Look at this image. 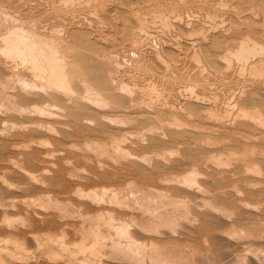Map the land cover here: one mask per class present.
<instances>
[{"label":"bare ground","instance_id":"bare-ground-1","mask_svg":"<svg viewBox=\"0 0 264 264\" xmlns=\"http://www.w3.org/2000/svg\"><path fill=\"white\" fill-rule=\"evenodd\" d=\"M11 1L0 0V264L189 258L191 192L208 207L264 182V0ZM51 11L72 16L67 28ZM148 19L168 33L175 23L176 36L151 35ZM105 20L113 47L95 30ZM16 191L36 198L18 207ZM233 225L227 236L241 237Z\"/></svg>","mask_w":264,"mask_h":264},{"label":"rangeland","instance_id":"rangeland-1","mask_svg":"<svg viewBox=\"0 0 264 264\" xmlns=\"http://www.w3.org/2000/svg\"><path fill=\"white\" fill-rule=\"evenodd\" d=\"M140 2H143V0H139ZM145 1H147V0H145ZM162 1V0H161ZM163 1H165V0H163ZM187 1V0H186ZM12 2V1H11ZM15 2V3H14ZM17 0L16 1H14L13 0V2L12 3H14V4H17ZM170 3V0H166L165 1V3ZM171 2H172V0H171ZM166 3V4H167ZM13 4V5H14ZM143 4L145 5V2H143ZM142 3H141V6H143L144 7V5H143ZM140 6V7H141ZM141 7V12L143 11H145V10H147V8L146 7ZM111 8H114V7H111ZM146 8V9H145ZM186 8V9H185ZM184 8V10H183V8H182V10L181 9H178L181 13H183V15H187V14H192V11H193V13L195 12V13H201L200 11H196V9L194 10V9H190L189 11H190V13H187L188 12V10L187 9H189L188 7H185ZM144 9V10H143ZM167 10V9H166ZM175 10V12H177V10L176 9H174ZM185 10H186V13H185ZM192 10V11H191ZM169 11H171V10H169ZM184 11V12H183ZM142 12V13H143ZM148 11H146V13H147ZM167 12V11H166ZM145 13V12H144ZM150 13V12H149ZM190 14V15H191ZM54 15V16H53ZM82 16V17H80V16ZM53 16V17H52ZM77 16L79 17L78 19H83V17H85V13L83 14L82 12L80 13H78L77 14ZM51 17L53 18V19H58L57 17H55V14L51 11ZM67 17V19L66 18H64V19H66V21H65V23H67V24H64V22L63 23H61L60 21H63V18H62V20H60L61 18H59L58 20H56L55 19V23L57 22H60L61 23V25H63V28H67V26L66 25H68V22L69 21H71L69 18H72V16H66ZM151 17V16H150ZM77 18V17H76ZM86 18V17H85ZM69 19V20H68ZM60 20V21H59ZM114 20H116V19H113V20H111V21H113L114 22V24L115 23H117L116 21H114ZM93 21H95V20H93ZM106 22H104V24H106V25H104V24H102V23H98L99 24V28L101 29V24H102V29L100 30V29H98V27H96V26H94V27H96L97 29H95L96 31H98V34H103V35H106V33L108 32H110L109 33V37L110 36H114L113 35V33H114V31H115V29L117 28V26H118V24H119V21H118V23L117 24H115V28L113 27V22H112V24L113 25H110L111 24V21H110V23L108 24L107 23V20H105ZM150 21H151V19H148V24H151L150 23ZM109 22V21H108ZM59 23V24H60ZM158 23V22H157ZM157 23H155V24H151V25H148L150 28H149V31L150 32H152L151 33V35H154V36H156V35H158L157 37L160 39H163V40H168L169 38L171 39V37L172 36H176V30H177V28H176V25H175V23H173L172 25H174L172 28H173V34H172V28H170L168 31H169V33L168 32H166V30H164L160 25H159V23L157 24ZM92 24L94 25V22H92ZM97 25V24H96ZM159 25V26H158ZM98 26V25H97ZM110 28H109V27ZM147 26V27H148ZM104 27L106 28V29H104ZM108 27V28H107ZM111 27H113L112 29L114 30H111ZM159 28H161V31L163 30V32H164V34L159 30ZM153 29V30H152ZM103 30V31H102ZM106 30V31H105ZM111 30V31H110ZM101 33H100V32ZM113 31V32H112ZM104 32V33H103ZM156 32H157V34H156ZM175 32V33H174ZM154 33V34H153ZM163 34V35H162ZM169 34V35H168ZM161 35V36H160ZM164 36H165V38H164ZM167 36H168V38H167ZM170 36V37H169ZM157 37L156 38H154V39H157ZM110 39H113V38H108L107 39V43L109 44V41H110ZM173 39V38H172ZM114 41V40H113ZM110 42H112V40L110 41ZM156 42V44H157V42H159L158 41V39H157V41H155V40H153V42H152V44L153 43H155ZM107 43H104V44H102L101 46L103 47V48H106V49H111V48H108V47H111V45H109V46H107L108 44ZM114 42H112V47L114 46V44H113ZM116 41H115V45H116ZM149 43H150V41H149ZM107 44V45H106ZM111 44V43H110ZM151 44V43H150ZM155 44V45H156ZM105 45V46H104ZM154 45V44H153ZM102 48V52H104L105 51V49H103ZM93 49V48H92ZM94 51H96L95 49H93V51L92 50H90L89 51V54H90V52L92 53V55H93V53H95ZM98 52V51H97ZM99 53V52H98ZM101 54H103V53H101ZM153 66H154V68H153ZM156 66H158V65H152V67L151 68H153L152 69V72L154 71V69H155V73H160V72H163L162 71V66H158V67H156ZM159 67H161V68H159ZM156 68H159V71H156V70H158V69H156ZM154 79H152V81H153ZM13 120V119H12ZM30 119H28V121H29ZM33 120V121H32ZM32 120H30L29 122L31 123V121L32 122H35V119H32ZM69 120V122H70V124H72L73 123V119L72 118H69L68 119ZM67 120V121H68ZM17 121V122H16ZM22 121V122H21ZM27 121V119H15L14 120V122L16 123V124H19V125H29V122ZM15 132H17V131H19V130H14ZM15 132L13 133V134H15ZM17 134V133H16ZM21 141V139L20 138H17V141H19V140ZM16 141V140H15ZM175 148H170V151H168V153H167V155H168V159L171 161V162H175V161H177V158L179 159V152L176 150H174ZM173 150V151H172ZM88 153H91V152H89V151H87ZM87 152L85 151V154H87ZM177 152V153H176ZM16 153V154H15ZM17 153H18V155H17ZM14 154V155H13ZM169 154H171V156L169 155ZM174 154V155H173ZM12 155L14 156L13 158H20L21 156V154L19 155V152H17V151H15V152H13L10 156L12 157ZM17 155V156H16ZM88 155V154H87ZM93 155V153H91V155H88V156H90V157H93L92 156ZM178 155V156H177ZM87 167H90V166H88V165H86ZM85 166V167H86ZM187 167V171H185L184 170V168L185 167H179L180 169H181V171H182V169H183V171H182V173H181V171H180V169L178 168V169H176V170H174L175 171V176L177 175H179V174H184L183 172L185 171V172H188V168H189V164L186 166ZM86 169H88L89 171H88V174H92V173H94L95 171H96V169H94V168H86ZM95 170V171H94ZM179 171H180V173H179ZM226 171H228V170H226ZM177 172V173H176ZM41 172H38V174H40ZM80 175L79 176H81L82 174H85V173H83V172H81V171H79L78 172ZM174 173V172H173ZM37 174V173H36ZM224 174V173H223ZM17 175V176H16ZM12 174L11 176H13V179H14V181H16V182H14L15 184L17 183V184H19V185H21L23 182V177H21V175H20V173H17V174ZM40 175H48V173L47 174H43V172L40 174ZM174 175V174H173ZM225 175H226V173H225ZM225 175H223V176H225ZM15 176V177H14ZM44 176V177H45ZM83 176V175H82ZM84 176H86V174L84 175ZM218 177V176H217ZM220 178H222V177H220ZM224 178V177H223ZM12 179V178H11ZM203 178H201V180H199V184H201L202 185V183H200V182H205V180L203 179ZM253 179H254V177H253ZM227 180V181H226ZM226 180H225V183H227V185L228 184H230L229 182H228V180L230 181V179H227L226 178ZM24 181H25V179H24ZM21 182V183H20ZM223 183V181L221 182V184ZM225 183H223L224 184V187H225ZM264 183V182H263ZM262 183V184H263ZM217 184V183H216ZM216 184L214 185V186H216ZM262 184H260L259 186H257L256 188H253L252 190H245L243 193H242V195H244L245 197H243V199H242V197H241V199L240 200H242V202H246V203H249V204H247V205H249V207L248 206H243V204H246V203H241V201L237 198V197H235L237 200H239V201H237L236 199H232V202L230 203V202H228L227 204H224V202H223V200H221V199H215V200H211L210 202V204H212V205H216V206H221V207H223V208H227L226 210H227V217L226 216H224V215H222V214H220V213H217L214 209H213V207L214 206H212V205H209V206H211V208L208 206V207H206V206H203L202 207V204H203V202L201 201V197L203 198V195L201 196L199 193H195L194 194V192H191V193H193V194H191V197L189 198V200H193V201H191L192 203H190V206H189V209H190V213L192 214H190L191 216H192V220H193V224L192 223H189L188 221H184V220H182L183 221V224H181V232L183 231L184 233H185V236L188 238V245L189 246H191V247H187V248H189V250H191V253H192V251H193V253L192 254H190V255H188L189 256V258H187L186 260L184 259V261H182L181 263H179V264H190L191 262L193 263V262H196V260H197V262L196 263H201V264H204V263H206L207 264V262L209 263V264H264V236L262 237V236H260V235H262V233H264L263 231H264V184L262 185ZM204 185V184H203ZM204 186H206V187H208L209 188V190H212V189H214V187H213V185L211 186L209 183H207L206 185H204ZM210 186V187H209ZM207 188V189H208ZM227 188H229V187H227ZM226 187L224 188L225 190H226V192L228 191V193L231 191V189H227ZM90 189V188H89ZM223 189V190H224ZM255 189V190H254ZM85 190H88V188H86ZM224 190V191H225ZM71 191H73V190H71ZM247 191V192H246ZM259 191V192H258ZM16 192H17V194H16ZM16 192H14V194H13V197H15V196H17V197H15L16 198V204H17V206L19 207V206H21L22 208H23V204L22 203H24L25 201H29V198L31 199V198H36V197H33V193L31 194V193H29L27 196H26V194H27V192L26 193H22V192H19V191H16ZM250 192V193H249ZM254 192H257V194H255ZM20 193H22V194H20ZM31 194V195H30ZM252 194V195H251ZM262 194V195H261ZM15 195V196H14ZM22 195V196H21ZM29 195H30V197H29ZM36 195V194H35ZM34 195V196H35ZM241 195V194H240ZM250 195H251V197H250ZM26 198H25V197ZM32 196V197H31ZM14 198V199H15ZM200 198V199H199ZM233 198V197H232ZM244 198H245V201H243L244 200ZM20 199V200H19ZM23 200H24V202H23ZM235 202H234V201ZM201 201V202H200ZM213 201V202H212ZM222 201V202H221ZM229 201H231V199L229 200ZM248 201V202H247ZM196 203V204H195ZM234 203V204H233ZM239 203H241V204H239ZM22 204V205H21ZM227 205V206H226ZM200 207H202V209H200ZM205 207V208H204ZM231 207V208H230ZM239 207V208H238ZM247 207V208H246ZM19 209L21 212H23L22 210L23 209ZM204 208V209H203ZM36 210H38V209H36ZM19 211V212H20ZM39 211L40 212H43V213H41V214H47L49 211H51V210H47V211H42V210H40L39 209ZM232 211V212H231ZM19 212H13V214L15 213L16 215L14 216L12 213H11V215H10V217H12L13 219L14 218H16V216H18L20 213ZM193 212V213H192ZM230 212V213H229ZM17 213H18V215H17ZM22 214V213H21ZM19 215V216H22V215ZM24 214V213H23ZM228 214L230 215V217L228 216ZM189 215V218L191 219V216ZM18 216V217H19ZM234 218V219H233ZM229 219V220H228ZM182 221H180V223L182 222ZM231 222H235V225H233V228L232 229H236V231H237V233L239 234V233H243V234H241V237H237V238H239V240L237 239V238H235V239H233V238H231V237H229V236H227V232H229L230 231V229H231V226H230V223ZM191 224V225H190ZM239 224V225H238ZM183 225V226H182ZM17 226V225H16ZM191 226V227H190ZM188 227V228H187ZM185 228V229H184ZM180 229V228H179ZM226 229H229V230H226ZM192 230H193V232H192ZM239 230V231H238ZM5 231V229H3V231H2V233H1V230H0V235L2 236V238L3 237H5L4 235H6V231H5V233H3ZM23 232H24V230H22ZM22 232V233H23ZM2 234H4V235H2ZM248 234V235H247ZM250 234V235H249ZM259 234V235H258ZM242 235H244V237L242 236ZM245 235H247V236H245ZM255 235V236H254ZM256 235H257V237H256ZM239 236H240V234H239ZM252 236V237H251ZM254 236V237H253ZM260 238H259V237ZM76 237V236H75ZM246 237V238H245ZM250 238V239H249ZM237 239V240H236ZM169 244V243H168ZM25 246H26V248L27 249H29V251L28 252H30L31 251V253H33L34 252V250H35V248H34V246H33V244H32V242L31 241H29V239L28 240H25ZM235 247V248H234ZM243 247H245V248H243ZM248 248V249H247ZM242 249V250H241ZM244 249V250H243ZM246 249V250H245ZM188 249L186 250V252L188 253V251H189ZM247 250H249V251H247ZM229 252V253H228ZM231 252V253H230ZM240 252V253H239ZM236 254V255H235ZM233 256V257H232ZM193 257V258H192ZM192 258V259H191ZM200 258V259H199ZM191 259V260H190ZM202 259V260H201ZM206 261H205V260ZM204 260V261H203ZM211 260V261H210ZM218 260V261H217ZM189 261V262H188ZM202 261L204 262V263H202ZM213 261V262H212ZM184 262V263H183ZM233 262V263H232ZM196 263H194V264H196ZM12 264H18V263H12ZM29 264V263H28Z\"/></svg>","mask_w":264,"mask_h":264}]
</instances>
